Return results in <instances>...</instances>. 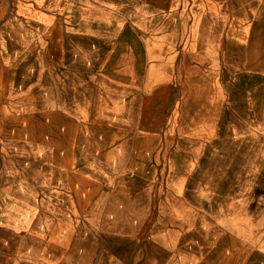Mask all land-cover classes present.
<instances>
[{
  "label": "rangeland",
  "instance_id": "374dc122",
  "mask_svg": "<svg viewBox=\"0 0 264 264\" xmlns=\"http://www.w3.org/2000/svg\"><path fill=\"white\" fill-rule=\"evenodd\" d=\"M0 264H264V0H0Z\"/></svg>",
  "mask_w": 264,
  "mask_h": 264
}]
</instances>
